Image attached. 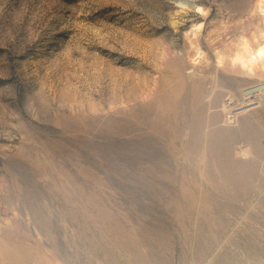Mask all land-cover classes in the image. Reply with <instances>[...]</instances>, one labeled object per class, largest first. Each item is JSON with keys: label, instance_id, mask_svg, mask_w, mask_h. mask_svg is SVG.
<instances>
[{"label": "rangeland", "instance_id": "1", "mask_svg": "<svg viewBox=\"0 0 264 264\" xmlns=\"http://www.w3.org/2000/svg\"><path fill=\"white\" fill-rule=\"evenodd\" d=\"M264 0H0V264H264Z\"/></svg>", "mask_w": 264, "mask_h": 264}, {"label": "bare ground", "instance_id": "2", "mask_svg": "<svg viewBox=\"0 0 264 264\" xmlns=\"http://www.w3.org/2000/svg\"><path fill=\"white\" fill-rule=\"evenodd\" d=\"M259 9L264 11V7L259 5ZM264 32V30H263ZM264 38V34H262ZM254 60L262 61L264 59V44L259 47L253 54ZM264 95V85H256L248 88L245 92L241 93L242 99H261Z\"/></svg>", "mask_w": 264, "mask_h": 264}]
</instances>
